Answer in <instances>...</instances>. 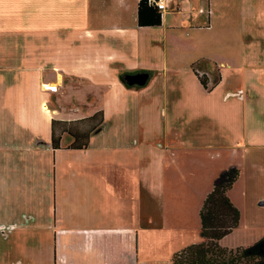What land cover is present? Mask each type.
Segmentation results:
<instances>
[{
  "label": "crops",
  "instance_id": "0c3cea01",
  "mask_svg": "<svg viewBox=\"0 0 264 264\" xmlns=\"http://www.w3.org/2000/svg\"><path fill=\"white\" fill-rule=\"evenodd\" d=\"M29 1L0 0V264H172L204 241L215 179L239 169L209 160L264 151V51L244 49L247 3L233 61L225 1L162 0L161 25L139 27L138 0H79L75 22L47 0L45 29L21 26ZM74 126L90 131L82 150L61 131Z\"/></svg>",
  "mask_w": 264,
  "mask_h": 264
},
{
  "label": "rangeland",
  "instance_id": "374dc122",
  "mask_svg": "<svg viewBox=\"0 0 264 264\" xmlns=\"http://www.w3.org/2000/svg\"><path fill=\"white\" fill-rule=\"evenodd\" d=\"M55 1L65 4V6H57L53 12L54 16H56L59 20H61V18L73 22L79 20V14L77 11L80 6V4H78L79 0ZM215 1H225L228 5L230 4V8L227 9L224 14L225 20H227L229 24L228 33L225 32L226 35H229L228 39L230 42L227 47V53H231L233 55L232 60L238 61V57L243 53V47H239L237 45L239 44V41L235 44V39L236 37L239 39V29L241 28L242 21H245L242 16V9H245V6H240L244 2L245 4L247 3L248 6L246 18V31L248 34L247 36L245 35L246 37L242 38L244 33H241V38L246 43L244 49L247 48V50H252V48H256L264 51V0ZM46 3L47 0H32V2L29 1L28 3H23L25 8L21 10V14H23L21 26L26 27V23L30 19V22L36 20V22L40 25V29H45V18L47 16ZM212 9H208V4L204 6L205 12L209 13L210 10L212 12ZM253 21L259 26L254 24ZM256 27L259 28V30L256 31ZM196 32H200L202 35L206 34V31L202 30ZM199 69L204 70L206 67L204 64H201ZM214 76H216V72L214 73ZM227 124L232 129V132L239 133V122L237 119H232ZM236 139L238 141L240 137L237 136ZM227 151L228 153L223 154L220 159H215L213 157V159L209 161H214L215 164H218L221 160H224L225 162L230 161V166L237 165L239 169H244L245 172L243 173L239 170L240 177L228 192V196H231L230 200L240 212V224L236 230L228 235V237L226 236L227 238L223 241L222 245L232 247L228 249L248 247L257 241L264 239V151L263 153L257 155L259 159L256 162L248 160V158H242V154L240 153L243 151L242 149H240V152H237L236 150L233 152V148L226 150L225 152ZM198 235L201 236L200 233H198ZM1 251L5 252L6 248L3 247ZM27 251L24 247V250L21 252L23 257L26 256ZM10 253L11 256L15 258V252L11 250ZM8 260L10 261L9 258ZM16 261L17 258L14 262Z\"/></svg>",
  "mask_w": 264,
  "mask_h": 264
},
{
  "label": "trees",
  "instance_id": "16d2710c",
  "mask_svg": "<svg viewBox=\"0 0 264 264\" xmlns=\"http://www.w3.org/2000/svg\"><path fill=\"white\" fill-rule=\"evenodd\" d=\"M154 1L157 0H138L137 25L139 27L161 25L162 11L158 9ZM197 76L202 86L210 90L207 76L204 73L201 75L197 73ZM94 121L93 117L80 121V123L87 125ZM58 123L66 124L53 122L52 129L54 131ZM99 123L90 131L98 127ZM61 131L68 133L74 139L69 149L82 150L88 145L89 130L84 134L74 126ZM59 141L60 138H57L53 132V148H58ZM239 177V169L232 167L222 171L215 179L212 190L207 194L199 211L200 234L204 241L175 253L171 259L172 264H264V239L251 246L234 249L219 245V241L231 234L240 224V212L228 196L229 190Z\"/></svg>",
  "mask_w": 264,
  "mask_h": 264
},
{
  "label": "built area",
  "instance_id": "2783aa9c",
  "mask_svg": "<svg viewBox=\"0 0 264 264\" xmlns=\"http://www.w3.org/2000/svg\"><path fill=\"white\" fill-rule=\"evenodd\" d=\"M156 6L158 7V9H160L161 11H163L165 9V4L163 3L162 0H157V1H154ZM201 75V74H200Z\"/></svg>",
  "mask_w": 264,
  "mask_h": 264
},
{
  "label": "water",
  "instance_id": "95a60500",
  "mask_svg": "<svg viewBox=\"0 0 264 264\" xmlns=\"http://www.w3.org/2000/svg\"><path fill=\"white\" fill-rule=\"evenodd\" d=\"M134 79H135V78L132 77V76L128 77V80L131 81V82H132Z\"/></svg>",
  "mask_w": 264,
  "mask_h": 264
},
{
  "label": "bare ground",
  "instance_id": "6f19581e",
  "mask_svg": "<svg viewBox=\"0 0 264 264\" xmlns=\"http://www.w3.org/2000/svg\"><path fill=\"white\" fill-rule=\"evenodd\" d=\"M45 90V89H44Z\"/></svg>",
  "mask_w": 264,
  "mask_h": 264
}]
</instances>
